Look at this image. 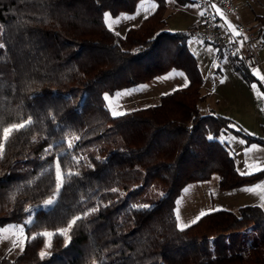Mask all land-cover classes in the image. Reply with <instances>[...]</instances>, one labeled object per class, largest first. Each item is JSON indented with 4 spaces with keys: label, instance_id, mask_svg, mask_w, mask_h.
I'll return each mask as SVG.
<instances>
[{
    "label": "trees",
    "instance_id": "16d2710c",
    "mask_svg": "<svg viewBox=\"0 0 264 264\" xmlns=\"http://www.w3.org/2000/svg\"><path fill=\"white\" fill-rule=\"evenodd\" d=\"M140 1L0 0V125L33 121L0 159V228L23 223L27 234L23 251L0 264H264L260 205L215 209L190 227L177 226V199L189 183L216 174L219 189L229 190L264 172L241 175L219 139L228 131L255 137L229 117L201 113L203 77L187 32L165 28L168 0H155V11L124 34L107 27L105 11L133 13ZM255 20L264 34V13ZM234 58L250 79L251 67ZM173 68L185 71L187 87L111 115L105 94ZM57 158L62 170L79 175L66 178L55 203L43 206L55 192ZM85 212L67 246L55 236L45 249L46 238L36 234L65 228ZM42 250L50 255L41 258Z\"/></svg>",
    "mask_w": 264,
    "mask_h": 264
},
{
    "label": "rangeland",
    "instance_id": "374dc122",
    "mask_svg": "<svg viewBox=\"0 0 264 264\" xmlns=\"http://www.w3.org/2000/svg\"><path fill=\"white\" fill-rule=\"evenodd\" d=\"M236 1L240 7L239 13L244 22L248 23L253 30H256L257 23L254 18L255 15L264 13V0ZM154 3L156 5L155 0ZM185 4L193 16L200 11L198 7H193V5H197L193 0H185ZM138 6L143 9H149L151 0L143 5L140 2ZM136 12L137 9L133 13H120L115 15L109 10L105 11V13L111 15L113 20L119 19L120 22L114 23L112 30L121 34H124L129 27L139 25L145 14H147L145 11H141L140 15H136ZM125 16L135 18L125 19ZM190 22L191 15L189 16V13H184L178 9H171L167 12V24L165 28L171 32H188L191 29ZM187 44L197 59L203 77L202 85L204 88L202 90L206 95V101L200 104L201 111L207 112L209 107H212L216 111L226 113L237 119L235 121L239 124V127L241 126L240 128L242 130L256 138L255 141H248L244 135L234 131H228L219 136L220 141L228 147L233 156L238 171L241 173L246 170V166H254L257 157L264 164V151H254L252 153V159H249V156L245 154V150L252 144L257 145L258 149H264V144L257 141V139L264 140V111H261V108H264V98H258L259 93H264L261 86L262 82L254 75V72L253 76L249 79L235 70L227 54L224 53L219 58V50L217 47L204 44L190 35L187 37ZM262 65L264 67V62ZM261 71H264V69ZM164 77L170 78L165 79ZM221 80L224 82L221 83ZM188 83L189 78L185 71L173 68L167 74L158 76L149 82L124 88L108 95L112 108L126 113L138 107L154 105L159 101L161 95L184 87ZM253 84L257 85L255 90ZM106 103L108 105L109 101H106ZM247 170L251 171V167H247ZM217 177L215 174L208 181L189 183L183 189L176 203V216L178 210L180 223L190 224L202 211L206 213L215 209L238 211L239 207L245 204L260 205L261 201L258 194L244 191L243 189L260 185L261 182H264V176L253 184L229 190L219 189ZM185 189L188 190L185 191ZM52 196L53 194L50 197ZM43 206H45L44 203ZM262 208L264 209V207ZM30 217L26 221H29L31 219ZM21 225L24 227V237L27 239L25 224L23 223H10L0 228L9 229V232L6 234L11 236L8 240L0 241V258L3 256L14 258L21 251L18 247L13 248L11 242L16 239L15 236L11 235V226ZM8 243L10 245L6 247Z\"/></svg>",
    "mask_w": 264,
    "mask_h": 264
},
{
    "label": "snow or ice",
    "instance_id": "6c2138e0",
    "mask_svg": "<svg viewBox=\"0 0 264 264\" xmlns=\"http://www.w3.org/2000/svg\"><path fill=\"white\" fill-rule=\"evenodd\" d=\"M149 2V0H141V5H143L144 3ZM158 7V5H155L154 0H151V6L149 9H143L142 7L137 8V12L136 15H140L141 11H145L147 14H145L144 18L147 19L148 18V14H150L151 12L155 11V8ZM193 7H199V5H193ZM210 7L214 10V12L216 13V15L220 16L222 19H224L225 21V26L227 27V29L232 33L233 36H241L243 35L241 32H239L236 28L235 25H233L230 21H228L227 17L224 15V13L222 12V10L216 5V4H211ZM200 15H204V12L201 11ZM125 19H134L135 17H124ZM213 19H215V17H213ZM104 20H105V24L107 25V27L111 30L112 26L114 23H119V19L113 20V18L111 17V15L109 13H104ZM111 21V22H110ZM246 39V37H245ZM242 44V41H241ZM5 45L3 43H0V49H4ZM254 75H256L259 80L261 82H264V75H260L258 70H253ZM165 79L170 78V77H164ZM221 83H223L224 81L221 80ZM184 87H187V84L184 85ZM253 88L254 90L257 88L256 84H253ZM214 90V89H213ZM130 94V93H127ZM120 95V94H118ZM258 98H264V93H259L258 94ZM104 99L106 101H109L108 107L111 110V115L113 117H117V116H121L124 115L125 113L122 111H118L112 108V104L109 98L108 94H105ZM261 111H264V108H261ZM33 121L32 119L29 117L26 120H23L22 122L19 123H10L7 126H2L0 125V159L4 158L5 155V149H6V145L7 143L12 139L13 135L19 131H21L22 129H25L27 127H29L30 125H32ZM211 138V137H209ZM73 139H79V137H74ZM33 140L35 141V137L33 138ZM243 142V141H242ZM246 143V142H245ZM52 145H49L48 148L45 149V153L48 155H51L52 152ZM68 147L71 148L72 147V141L69 140L68 141ZM254 151H264V149H258V146L255 144L250 145L246 150H245V154L249 156V159H252V153ZM75 160V162L78 164L79 163V158H73ZM99 159V158H98ZM55 192L53 194L52 197H50L48 200L44 201V205L45 206H49V205H53L56 201V197L58 196L61 188L63 187L64 183H65V179L68 178L70 179L73 175H79V172H73L70 169L67 171L62 170V165L60 160L57 158L55 160ZM91 167V165H89ZM247 167H251V171L247 170ZM264 172V164H262L259 160V157L256 158L255 161V165L254 166H246V170L242 171L240 174L241 175H251L254 172ZM188 189H185V191H187ZM244 191H248V192H252V193H256L259 195V199L261 201L260 206L264 207V182H261L260 185H254V186H250L248 188L243 189ZM112 191H117V189H112ZM161 196H163V193H160ZM139 207H143V208H148L150 207V205H142ZM98 209L93 208L90 210V212H95ZM26 211H30V209H26ZM90 212H85L83 214V216H76L73 217L67 224V226L65 228H61V229H57L54 232L52 231H45L36 235L39 236H43L45 237V249L50 248L52 246V239L55 236H62L65 239V246H67V244L70 242L71 240V236H70V232L73 229V227L77 224L78 221H80L81 219H83L84 216H87L90 214ZM206 212H201L199 216H197L195 219H193L190 224H195L197 221H199V219L206 215ZM180 217H179V213L177 210V221H178V227L180 228V230H183L184 228L190 227V224H183L179 222ZM28 223H31V221L29 220ZM9 232V229H0V241L3 240H8L11 238L10 235H7L6 233ZM11 235L15 236L16 239L12 240V245L13 248H20L21 251H23V244L24 241L26 239V237H24V227L21 226H11ZM36 235H34L32 237V239L36 238ZM11 251V249H10ZM39 255L41 256V258L45 257L46 255H50V253H47L46 251H41L39 253Z\"/></svg>",
    "mask_w": 264,
    "mask_h": 264
},
{
    "label": "built area",
    "instance_id": "2783aa9c",
    "mask_svg": "<svg viewBox=\"0 0 264 264\" xmlns=\"http://www.w3.org/2000/svg\"><path fill=\"white\" fill-rule=\"evenodd\" d=\"M195 1L204 15L200 16L199 23L191 28L187 34L203 43L216 46L229 56L235 57L241 53L244 62L251 68L261 67L259 47L264 44V34L253 30L239 19L240 8L235 0ZM213 3L222 10L225 16L237 20L236 28L243 35L233 36L220 24L216 13L210 7Z\"/></svg>",
    "mask_w": 264,
    "mask_h": 264
},
{
    "label": "crops",
    "instance_id": "0c3cea01",
    "mask_svg": "<svg viewBox=\"0 0 264 264\" xmlns=\"http://www.w3.org/2000/svg\"><path fill=\"white\" fill-rule=\"evenodd\" d=\"M196 4H197V2L195 1V0H193ZM141 2V1H140ZM235 2L237 3V1L235 0ZM140 4V3H139ZM198 5V4H197ZM199 8V7H198ZM240 8V7H239ZM171 9H174V10H176V9H178L179 11H182V12H184V13H189V16L191 15V22H190V25H191V27L190 28H193V27H195L198 23H199V20H200V12H201V9L199 8V12L196 14V15H194L193 16V14L192 13H190V9L188 8L187 9V6H186V4H185V0H180V1H177V0H174V1H170L169 2V0H168V11L169 10H171ZM258 15H260V14H258ZM258 15H255V18L258 16ZM239 19L242 21V22H244V20L242 19V17L240 16V13H239ZM217 17H218V19H219V21H220V24L227 30V31H229L228 29H227V27L225 26V21H224V19H222L220 16H218L217 15ZM227 17V16H226ZM254 18V19H255ZM227 19H228V21H230L233 25H237V20L235 19V18H232V17H227ZM256 21V20H255ZM246 25H248L249 27H250V25L248 24V23H246V22H244ZM250 28H252V27H250ZM255 30V29H254ZM169 31V30H168ZM256 31H258V26H257V24H256ZM230 32V31H229ZM231 33V32H230ZM204 44H206V43H204ZM211 45V44H210ZM216 47V46H215ZM218 50H219V54H218V56H219V58L220 57H222V55L225 53V52H223V51H221L219 48H218ZM191 51V50H190ZM192 52V51H191ZM225 54H227V53H225ZM228 55V54H227ZM259 55H260V60H261V67H259V68H251V70L252 69H255V70H258L259 71V73H260V75H264V71H261V70H263L264 69V67H263V62H264V44L263 45H261L260 47H259ZM218 56H217V58H218ZM229 56V55H228ZM239 56L241 57L242 56V54L240 53L239 54ZM229 58H230V61H231V64H232V66L235 68V66H234V60L236 59V58H234V57H232V56H229ZM235 70H236V68H235ZM169 72V71H168ZM167 72V73H168ZM167 73H165V74H167ZM252 73H253V71H252ZM262 84L264 85V82H262ZM204 87H203V85H202V89H203ZM203 91V90H202ZM205 95V94H204ZM205 101H206V95H205V99H204V101L202 102V104L203 103H205ZM200 111H201V107H200ZM201 113L202 114H204V115H206V114H213V113H215V114H220V115H224V116H226V117H229L231 120H233L235 123H236V125L237 126H239V124L235 121V120H237V119H235L234 117H231L230 115H228V114H226V113H221V112H219V111H216L215 109H213L212 107H209V110L207 111V112H203V111H201ZM241 127V126H240ZM10 245V243H8L7 245H6V247H8Z\"/></svg>",
    "mask_w": 264,
    "mask_h": 264
}]
</instances>
